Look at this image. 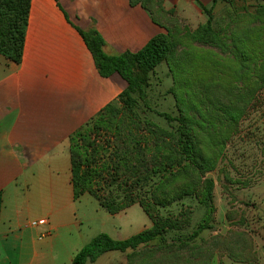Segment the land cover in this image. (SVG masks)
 <instances>
[{"label": "trees", "instance_id": "trees-1", "mask_svg": "<svg viewBox=\"0 0 264 264\" xmlns=\"http://www.w3.org/2000/svg\"><path fill=\"white\" fill-rule=\"evenodd\" d=\"M164 2L130 0L166 31L137 53L110 55L97 30L78 28L99 75L117 74L127 88L69 139L74 199L90 195L113 216L139 205L152 225L125 240L101 233L72 264L94 263L106 253L129 250L133 254L128 264H212L215 246L222 241L217 236L203 239L204 232L213 230L210 219L200 221L189 234L186 230L196 206L203 205L208 215L215 212V183L202 179L216 169L232 134L264 90V0L220 30L212 26L211 11L203 8L210 16L207 25L187 32L183 42L157 18L154 7L162 14L171 12ZM30 9L31 0H0V55L17 64L23 57ZM193 43L218 52H203L200 66L188 52L180 54V46ZM163 63L173 73L170 92L178 109L177 116L158 113L169 128L146 116L152 112L151 76ZM173 206H178L177 213L170 211ZM2 208L0 193V220ZM236 241L226 243L227 250L235 245L238 251L228 257L245 263L239 258L246 254L244 242Z\"/></svg>", "mask_w": 264, "mask_h": 264}, {"label": "crops", "instance_id": "crops-1", "mask_svg": "<svg viewBox=\"0 0 264 264\" xmlns=\"http://www.w3.org/2000/svg\"><path fill=\"white\" fill-rule=\"evenodd\" d=\"M201 1L165 0L164 7L187 18L214 4ZM78 28L97 30L110 55L137 53L166 32L130 0H31L21 62L0 55V264H72L92 238L74 199L69 139L127 83L99 75ZM129 251L88 264H128Z\"/></svg>", "mask_w": 264, "mask_h": 264}, {"label": "rangeland", "instance_id": "rangeland-1", "mask_svg": "<svg viewBox=\"0 0 264 264\" xmlns=\"http://www.w3.org/2000/svg\"><path fill=\"white\" fill-rule=\"evenodd\" d=\"M201 2H204V5L208 4L206 0ZM258 3H260L259 0H230L229 2L218 0L216 4L205 9L211 11L213 28L220 30L242 15L245 9L253 12ZM197 7L200 11L191 9L187 18L179 14L176 9L171 10L169 14L159 13L155 7L154 10L157 18L170 28L173 37L182 39L183 42V36L187 32H194L208 23L209 14L203 10L204 7ZM179 49L181 55L188 52L200 66L203 52L209 50L218 52L217 49L201 45V43L180 46ZM173 86V73L170 72L167 64L163 63L151 76L148 95L152 112L146 113L153 123L163 128L170 126L158 116V113L178 115L174 96L170 92ZM222 152L216 169L202 179V181L213 180L215 183L213 195L215 212L208 215L203 205L196 206L186 234L191 233L200 221L210 219L213 230L204 232L202 237L210 241L212 237L217 236L222 240L215 246L213 260H216H214L216 264H219L218 261L223 264V260L230 259L229 253L238 255L235 245L230 246L229 250L226 245V243L231 244L232 241L235 244L236 239L238 242L243 241L245 245L246 254L239 257L240 260H246V264H260L261 260V264H264V90L258 94L240 122L237 132L232 134ZM77 207L79 215L90 223L89 236H92L90 241L101 233L115 240L128 239L152 225L151 220L139 205H134L113 216L101 208L94 197L85 195L78 201ZM176 209L178 206H173L170 211L177 213ZM156 244L157 242H154L151 246ZM142 250L143 246L137 252ZM132 254L133 251H129L125 256L127 263L128 256Z\"/></svg>", "mask_w": 264, "mask_h": 264}, {"label": "built area", "instance_id": "built-area-1", "mask_svg": "<svg viewBox=\"0 0 264 264\" xmlns=\"http://www.w3.org/2000/svg\"><path fill=\"white\" fill-rule=\"evenodd\" d=\"M43 222H34L33 225L36 226V225H39V224H42Z\"/></svg>", "mask_w": 264, "mask_h": 264}]
</instances>
